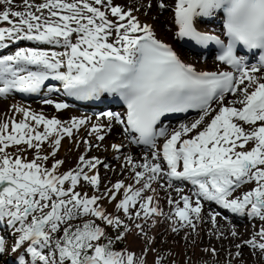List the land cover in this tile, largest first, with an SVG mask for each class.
Here are the masks:
<instances>
[{"label": "snow or ice", "instance_id": "1", "mask_svg": "<svg viewBox=\"0 0 264 264\" xmlns=\"http://www.w3.org/2000/svg\"><path fill=\"white\" fill-rule=\"evenodd\" d=\"M153 7V20L171 12L177 41L215 48V70L185 61L140 18ZM214 20L219 32L201 27ZM24 42L34 43L3 54ZM46 89L78 101L110 97L123 110H102L93 122L10 105L13 116L0 121V260L11 253L13 264H148L156 253L152 264H176L150 233L168 223L173 234L199 236L204 202L260 222L247 240L230 231L240 242L227 264H245V247L264 255V0H0V99ZM42 104L57 113L71 106ZM190 112L192 120L166 123ZM116 126L124 140L104 145ZM65 138L83 151L61 171ZM94 149L113 153L122 178L105 182L101 168L117 169ZM221 215L212 212L211 224ZM133 235L144 242L139 253L116 248Z\"/></svg>", "mask_w": 264, "mask_h": 264}, {"label": "rangeland", "instance_id": "2", "mask_svg": "<svg viewBox=\"0 0 264 264\" xmlns=\"http://www.w3.org/2000/svg\"><path fill=\"white\" fill-rule=\"evenodd\" d=\"M17 2H18V0H17ZM121 2H122V4H132L133 3V2H129L128 0H121ZM140 14L143 15V10L141 11ZM156 15H157V10L155 7H153L151 12H149L148 15L145 16V18L150 20V22L154 24L157 32L169 34L170 33L169 29L172 27L171 23H170V18L172 15L171 12L170 11L164 12L163 14L159 15L156 20H153L152 18ZM33 43L34 42H24L23 44H16V45H14V48H12L9 51V54L11 52H13L16 47L31 46ZM195 57L200 59L198 56H195ZM52 96L55 97V99L60 100L59 99L60 96L58 94L47 92V90L45 92L41 93L40 95H31L27 99H20L17 97L16 94H13V96L11 98H8V99H0V121H3L6 118H10L13 116V112L10 109V105H12L14 103H23L26 106H30L33 110L36 111V109H38V105L42 103L43 99H45L47 97H52ZM104 108H107V107H104ZM104 108H100V110L87 111V110H84L82 108L70 106L69 109L64 110V112H67V114L63 113L64 115H62L61 112L57 113L54 110H50L49 112H46L45 115L49 116V117L55 115V116H59L61 119L67 120L72 116H78L80 113H83L84 115H86L88 112V115L93 117V122H95L94 121L95 120V114L104 110ZM112 110L116 111V109H112ZM195 117H196V115L190 116L189 118H185V119L176 121L174 124H171V127L177 126L179 122H187L189 120H192ZM15 118L17 120H19L22 117L19 115H16ZM118 128H119V126H116L117 136H119V132L121 134V130L119 128V131H118ZM107 140H110V138L108 137L104 141V145H108L109 143L116 142V141L110 142ZM122 140H124V137L122 138ZM70 149H71V151H70ZM133 149H134L137 156L142 155L144 152V149L142 147H139V146H134ZM9 151H15V150L9 149ZM82 151H83L82 145H81L79 151H77L75 149V147L73 146L72 142L69 141L67 138H65L62 141V148H61V150L58 154V157H57V158H61V159L65 160V164L62 166L61 171H65L69 168L74 167L76 162H77V158H78L80 152H82ZM32 155H33V153L29 152L28 153V159H31ZM91 155H99L102 158H106L107 162L112 164V166L117 169V172L113 173V172H106L103 168H101L100 171H101V174L105 178V182H107L108 180L115 182L117 179L121 178V176H119V174H118L119 173V163L113 159V153L110 150L105 152L102 149L99 151L94 149L92 151ZM50 165H51V161H49V166ZM251 187H253L252 184L243 185L237 191V194H239L240 192H243V191H247ZM87 191H89V193L91 194L92 190L89 188V189H87ZM160 191H161V194H164V191H162V190H160ZM172 196H173V198L178 199L177 193H175ZM162 200L164 201V205H162V206L165 207V210L168 209L170 206L167 204L165 196H164V199L162 198ZM104 203H105V206L108 208V211H112L111 205H108L107 201H105ZM221 210H223V209H221ZM204 213L206 214L207 210L204 209ZM229 217L231 218L230 215H229ZM229 217H228V220L230 221L231 224H237L236 222L231 220L232 218L230 219ZM207 218H208L207 216H204V220L205 219L208 220ZM251 221L252 220H249L247 217H243L242 223L238 222V221L237 222L239 224H244V225H240V226H249L250 225L249 222H251ZM208 223L204 222V223H201L199 225V236H196V234L191 233V230L190 231L188 230L187 234L189 235V238L187 240L182 238V237H184L183 230L179 233L180 235L179 234H173L170 231L169 224L165 223V225H164L165 228L163 229V232L157 235L158 238H156V243H155L154 247L156 249H158L161 254H167V253L171 252L173 254L172 259H174L176 261V264H185V261L188 260V258H191L189 261V264H227V261L229 259L228 253L229 252L234 253L236 251V249L234 248L233 245L235 243H239V241H238V239H233L230 236V231L233 229L228 228L226 226H221L219 224V222L216 225H212L211 222H208ZM259 223L260 222L258 220H256L255 225H259ZM161 225H163V224H161ZM221 232H223L225 234V236H227L228 238L227 239H218V236ZM109 233L112 235H115V233H113L111 229H109ZM247 239H249V238H247ZM192 241H195V244H193ZM126 245L127 246L129 245V239L128 238L125 241L118 242L116 244V248L121 249V248H124ZM143 246H144V242H143ZM213 247L215 249H217L218 255H212L210 252H204L203 251L206 248H213ZM129 249H131V248H129ZM9 254H6L3 258V260H0V264H8L4 259L7 258L9 256ZM155 256H156V253H149L148 254V257H147L148 264H152V261L155 258ZM243 260H244L245 264H264V255H261L259 252H257L255 255H252L250 253V249L248 247H245L243 249Z\"/></svg>", "mask_w": 264, "mask_h": 264}, {"label": "bare ground", "instance_id": "3", "mask_svg": "<svg viewBox=\"0 0 264 264\" xmlns=\"http://www.w3.org/2000/svg\"><path fill=\"white\" fill-rule=\"evenodd\" d=\"M129 2H133V0H128ZM117 2L118 3H121L122 4V2H121V0H117ZM127 2V1H126ZM128 2V3H129ZM140 18L142 19V20H147L148 22H150V20H148V19H146L145 18V16L144 15H142V14H140ZM207 27L209 26L211 29H214V30H216V31H218V24H217V22L216 21H213L211 24H208V23H204ZM167 31V30H166ZM158 34H159V36H161L162 38H164L166 41H169V40H172L173 41V31H170V33L169 34H166V33H161V32H157ZM171 41V42H172ZM174 42H175V40H174ZM179 51V50H178ZM180 53V52H179ZM182 57H185L186 55H183L182 53L180 54ZM195 61H197V62H195ZM188 61H189V63H193V64H195V66L196 67H198L199 69H201V70H204L205 68H207V64H208V61H202V63L201 62H199L200 61V59H198V58H196L195 56H192V57H190V59H188ZM47 98H52V99H55V97H47ZM85 105L86 106H89V104L88 103H85ZM37 106V105H36ZM69 109V108H68ZM50 110H54L55 111V109L52 107V106H48V105H44V104H39L38 105V109H36V111L37 112H40V111H43V113L45 114L46 112H49ZM123 110V109H122ZM121 110V111H122ZM62 113V115H64L65 113L67 114V112H61ZM64 113V114H63ZM87 115V114H86ZM78 116H84V114L83 113H80ZM89 116V115H88ZM95 121V120H94ZM120 128V127H119ZM119 128H118V131H119ZM109 138H110V140H107V141H116V142H120V141H122V135L120 134V132H119V136H117V134H116V127L114 128V130H113V132H112V134L109 136ZM125 142V141H124ZM125 143H127V141L125 142ZM110 144V143H109ZM134 153H135V151H134V149L132 148L131 149ZM125 151H127V149L125 150ZM136 154V153H135ZM109 157V156H108ZM122 178V177H121ZM120 179V178H119ZM160 191V190H159ZM163 191V190H162ZM170 192H171V195H174L175 194V192L174 191H171V190H169ZM160 196H161V206L162 205H164V201L162 200V198L164 199V196H165V193L164 194H161V191H160ZM205 203V209L207 210V213L205 214L204 213V216H207L208 218V220H204L205 222H210V220H209V216H210V214L212 213V212H216V211H219V210H221V208L218 206V205H216L215 203H212V202H204ZM209 206L211 207L210 209H209ZM163 207V206H162ZM170 208H171V206L168 208V209H166L165 210V207H163V209H164V211L165 212H167L168 210H170ZM232 220V219H231ZM217 221L219 222V224L221 225V226H226V227H228V228H231V229H234V230H236L237 232H239L240 233V235H241V238L242 239H244V240H247V238H250V234L254 231V228H253V225L255 224V222H256V220H252L251 222H249V226H240V225H244V224H231L230 223V221L228 220V217L227 216H219V217H217ZM233 221V220H232ZM238 222H240V220H237ZM209 224V223H208ZM164 225L165 224H163V225H159L156 229H154V230H152L151 231V233L150 234H152V235H155L156 236V238H158L157 237V235L158 234H160V233H162L163 232V229L165 228L164 227ZM207 225V224H206ZM205 227V226H204ZM190 231V230H189ZM183 234H184V236L185 235H188L187 234V232H185L184 230H183ZM195 234V233H194ZM202 234V233H201ZM180 235V234H179ZM212 235V234H211ZM170 236V235H169ZM205 236V235H204ZM128 239H129V245H128V248H131L132 250H134V251H136L137 253H139L140 251H141V249L144 247L143 246V241H141L138 237H136V236H128L127 237ZM178 238V237H177ZM183 238V237H182ZM212 238V237H211ZM231 239V238H230ZM180 240V239H179ZM196 240V239H195ZM201 240V239H200ZM233 240V239H232ZM203 241V240H202ZM238 241H239V239H238ZM198 242V241H197ZM211 242V241H210ZM240 242V241H239ZM204 243V242H203ZM202 243V244H203ZM201 244V243H200ZM214 244V243H213ZM217 246V245H216Z\"/></svg>", "mask_w": 264, "mask_h": 264}]
</instances>
